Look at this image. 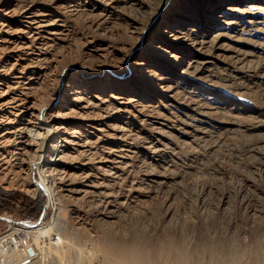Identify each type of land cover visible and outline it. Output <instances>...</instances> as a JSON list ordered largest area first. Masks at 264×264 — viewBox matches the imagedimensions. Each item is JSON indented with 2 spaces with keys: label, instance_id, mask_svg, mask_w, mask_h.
<instances>
[{
  "label": "bare ground",
  "instance_id": "6f19581e",
  "mask_svg": "<svg viewBox=\"0 0 264 264\" xmlns=\"http://www.w3.org/2000/svg\"><path fill=\"white\" fill-rule=\"evenodd\" d=\"M144 1L0 0V179L31 196L41 186L58 202L86 204L82 209L73 203L69 209L75 216L70 229L83 230L81 238L78 232L77 240L66 232L67 237L65 230L55 234L57 239L47 238L53 225H41L42 219L23 221L0 237V264H195L182 256L176 261L168 256L164 263L151 259L137 239L117 236L112 227L141 199L156 198L160 189L177 181L171 173L176 164H168L167 153L219 133L259 130L257 142L264 141L261 111L245 103L236 107V102L216 97L213 86L200 83L235 84L243 88L233 92L241 98L253 90L234 76L224 79L219 71L228 72L224 62L264 61V0H158L157 8ZM125 8L159 16L140 22ZM91 16L99 17L98 25L118 23L123 30L113 34L108 26L107 40L90 45L86 61L97 60L90 70L71 65L63 77L54 75L62 61L56 52L60 47L72 50V20ZM146 27L131 75L120 78L124 58L112 62L107 55L117 58L136 49ZM122 34L131 39L129 48L119 42ZM142 157L143 168L129 178ZM33 170L41 173L39 182L29 179ZM163 216L169 220L167 212ZM20 232L34 244L12 247L11 237ZM63 245L72 257L60 250Z\"/></svg>",
  "mask_w": 264,
  "mask_h": 264
},
{
  "label": "rangeland",
  "instance_id": "374dc122",
  "mask_svg": "<svg viewBox=\"0 0 264 264\" xmlns=\"http://www.w3.org/2000/svg\"><path fill=\"white\" fill-rule=\"evenodd\" d=\"M147 1L149 0H145L144 2L148 3ZM158 2L160 1L150 0L148 4L151 7L157 8L159 6L157 5ZM124 10V13L129 10V17L131 16L140 22H145L148 19H151L153 22L159 16V13H157L151 18L145 9L130 11V8H125ZM98 18L91 16L87 18H74L72 20L71 31L73 33L70 31L72 33L68 35L70 39L67 37L70 40L68 42L72 50H68L66 47H60L58 52H56V54L61 56L62 61L54 71V75L63 77L64 73L70 70L69 67L71 65L76 69L83 67L86 70H90L91 65L93 67L94 62L97 61L95 59L86 61V51H88L87 49L90 48V45L107 40L105 38L108 37V34L105 32L109 29L111 32L113 31V34H115L116 30L118 32L123 30L121 28L122 25L118 23H114V25L105 23L98 25ZM108 26L111 27L109 28ZM147 31L148 27L142 31L139 45L137 43L138 47L131 51L126 49L125 56L120 55L114 58L111 55H107V61L112 62H116L115 59L123 62L120 58H124V65L122 66L120 63V66L123 67L121 72H119L120 78L131 75V62L139 59L136 56L140 53L143 41L147 36ZM126 38L122 34L118 39L120 43L123 42L122 44H125L124 46L129 48L131 39L129 38L128 40ZM134 41L136 40L134 39L132 42ZM253 60L254 62L246 63L245 65L224 62L229 65L226 67L228 68V72L219 71V73H224V79H229L226 76H234L248 85L250 89H253L249 93L250 96L247 94L243 98L244 96L241 95V98L239 95H234L233 92L236 94V91H238L237 94H239L243 88H239L229 82L225 83L223 81L224 84L222 81L216 82L215 84L208 81L207 83H200L202 86H213L216 97L222 95L221 97L227 98V101H231L232 103L236 102L234 105L236 107L239 106V103H245L249 108L261 111L264 114V88H262L264 87L262 85L264 84V61L255 58ZM83 61H85V64H83ZM229 87H231L230 90ZM255 89L256 91H254ZM257 89L262 94L261 96L259 93L255 94V92H258ZM228 91L230 92L228 93ZM251 94L253 95L251 96ZM254 95L255 97H253ZM222 101L225 103L224 100ZM259 101H262V103ZM231 102L229 104H232ZM254 102L257 104L254 105ZM260 103L263 105V108ZM257 131L259 133L261 132L259 130L248 131L245 135H243V132H237L238 134L232 133L230 134L231 136L229 134L219 133V135L217 134L218 136L213 135L212 138L206 137L207 139H199L200 141L197 140L198 142L196 141L192 145L182 146L177 152L167 153L166 158L169 161L168 164L171 166L172 164L174 166L176 164L171 173H173L177 181L173 185L170 184L168 187L160 189V193L157 194L156 198L154 196L153 199H141L142 202L139 201V206L131 209V211L129 210L128 217L125 215H123L124 217L121 216L119 218L120 221L115 226H111L112 229L118 231L117 236H123L126 239H137V245L141 249L147 248L145 249L146 251L144 250L146 256L149 255V258L158 259L162 263L164 261L166 262L168 256H170L168 259L171 258L174 261L180 259L182 256L188 262H197L195 264H228L230 262L229 260L234 262L236 259L237 264L240 262H242L240 264H264V259H262L264 258V141L257 142V136L255 137V134H258ZM231 137L232 139H230ZM224 139L226 140L225 142ZM140 159L135 163L137 168L133 171L131 170L132 172L130 171L128 174L129 178H134L138 174V170L143 168L141 166L144 165L146 159L144 157ZM133 173L135 174L134 176L131 175ZM41 177L42 175L38 170H33L29 174V179L35 182H39ZM168 195H170V202L166 198ZM224 200L227 203L222 205ZM73 203L76 206H80V208H86L84 202L75 203L69 200H61V202H58L52 198V195H48L41 186H38L36 196H31L17 185L13 184L9 186V184L0 179V237L8 234L11 231V227L15 226L12 222H37L42 219L41 225L50 228L53 225V228H51L53 230L50 232L51 235L49 233V237L47 236V238H53L55 234L63 230H65V233L64 231L63 233L66 236V232L69 233V237H75V233L78 232V236L81 238L84 232L83 230L75 231L70 229L72 228L70 219L74 222L73 220L75 218L74 214L69 211ZM59 209L63 214L60 215H62L63 219L67 218V221L65 219H59L58 216L61 217L60 215L55 216ZM166 212L168 213L170 221L164 219L163 215ZM124 218L127 219L125 220ZM64 224L66 226L69 224L71 227L68 225V229ZM58 226L59 229L61 228V231L58 229ZM70 234L73 236H70ZM17 236L23 241L20 246L15 248L17 250H21L27 244H34L31 236L26 237L22 232L17 233ZM78 236L77 238L75 237L76 240ZM47 238H43L45 244L47 243ZM55 238L57 239V236ZM76 240L74 241L77 242ZM65 248L63 245L60 250H63L64 253L68 251L71 256L72 250L70 251L68 248ZM37 254V259L39 257L41 258V251L39 249H37ZM232 259L235 260L233 261ZM169 261L166 263L172 264V261L170 263ZM174 261L173 263H175Z\"/></svg>",
  "mask_w": 264,
  "mask_h": 264
},
{
  "label": "built area",
  "instance_id": "2783aa9c",
  "mask_svg": "<svg viewBox=\"0 0 264 264\" xmlns=\"http://www.w3.org/2000/svg\"><path fill=\"white\" fill-rule=\"evenodd\" d=\"M37 190H38V188H37ZM21 222H23V221H17V222H12V223L15 224V225H17L18 223H21ZM21 241L22 240L19 239V237L17 236V234L15 236L11 237L12 247H18V246H20L21 243L23 242V241L22 242Z\"/></svg>",
  "mask_w": 264,
  "mask_h": 264
},
{
  "label": "water",
  "instance_id": "95a60500",
  "mask_svg": "<svg viewBox=\"0 0 264 264\" xmlns=\"http://www.w3.org/2000/svg\"><path fill=\"white\" fill-rule=\"evenodd\" d=\"M29 253L32 254V250L31 249L29 250Z\"/></svg>",
  "mask_w": 264,
  "mask_h": 264
},
{
  "label": "trees",
  "instance_id": "16d2710c",
  "mask_svg": "<svg viewBox=\"0 0 264 264\" xmlns=\"http://www.w3.org/2000/svg\"><path fill=\"white\" fill-rule=\"evenodd\" d=\"M28 207V206H27ZM32 212V211H31ZM35 212V211H34ZM30 216H32V215H30Z\"/></svg>",
  "mask_w": 264,
  "mask_h": 264
}]
</instances>
